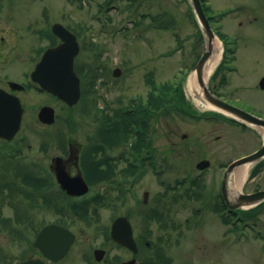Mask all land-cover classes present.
<instances>
[{"label":"rangeland","instance_id":"374dc122","mask_svg":"<svg viewBox=\"0 0 264 264\" xmlns=\"http://www.w3.org/2000/svg\"><path fill=\"white\" fill-rule=\"evenodd\" d=\"M102 3L104 8L100 6ZM117 3L115 9L105 0H0V78L10 76L20 80L30 72V66H35L45 48L52 41L58 42L51 32L54 24L80 32L83 41L76 68L80 71L81 64L87 65L97 79L88 100L72 111L61 102L54 106L59 119L72 115L77 120L83 116L85 132L81 136H85L102 113L113 115L125 106L137 107L140 101L147 104L152 92L166 100L172 93L164 97L161 86L171 83L184 93L185 99L179 106L182 111L170 100L149 119V126L157 131L155 145L161 153V165L174 166L176 170L196 169L200 161L209 160L211 168L201 180L202 186L211 184L215 189L216 174H221L231 162L255 152L263 136L250 126L238 127L227 119L222 123L218 119L205 120L203 116L195 118L211 110L198 103L188 87L191 70L207 46L189 0H117ZM205 4L214 19V30L223 35L222 41L237 45L234 61L226 64L227 69L234 67L238 72L223 69L217 74L215 70L208 81L209 88H215L228 103L264 116V91L253 90L257 78L264 75V0H205ZM123 23L129 29L121 30ZM4 36L6 40L2 41ZM217 39L223 51L224 46ZM12 58L24 63L15 61L10 66ZM115 69L122 70L120 76L114 77ZM223 75L224 84L220 80ZM34 92L25 95L27 118L46 100ZM89 99L91 103L96 100L97 108L103 112L91 107ZM155 118L158 124L153 125ZM59 126L60 122L56 127ZM169 134L177 144L173 153L166 137ZM255 169H250L242 192L264 189V165L254 175ZM209 187L201 201L186 202L174 210L173 222L163 229L173 233L169 246L178 253L191 249L193 264H264V238L243 222L238 227H232L228 221L220 222L209 209L215 199ZM190 216H194L191 224L186 220ZM257 217L264 233V211ZM7 235L1 240L4 249Z\"/></svg>","mask_w":264,"mask_h":264},{"label":"flooded vegetation","instance_id":"af4514ba","mask_svg":"<svg viewBox=\"0 0 264 264\" xmlns=\"http://www.w3.org/2000/svg\"><path fill=\"white\" fill-rule=\"evenodd\" d=\"M72 32L82 46L80 32ZM56 39L53 46L61 42ZM5 40L4 36L2 41ZM40 59L20 80L0 78V89L18 97L24 109L18 134L11 140L0 136V264H193L192 250L178 253L171 248L168 241L173 233L163 229L173 222L178 205L201 201L209 186V193L215 194L211 213L220 222L225 221L222 214L228 213L227 221L236 224L233 227L239 226L241 209L230 207L224 195L226 190L230 201L236 203L226 167L213 181L218 189L211 184L202 186L201 180L211 166L202 170L164 168L155 145V127L148 128V135L141 128L114 137L112 122L99 119L92 123L91 134L81 136L86 118L80 115L77 120L59 119L54 106L63 102L32 81ZM12 60L10 66L15 61L24 63L17 58ZM80 68L82 73L92 74L87 65L81 64ZM263 80L264 75L257 78L253 90L264 91ZM12 83L24 89L14 88ZM30 91L46 100L27 118L25 95ZM46 106L55 109L52 124L39 119ZM218 121L227 120L222 116ZM58 122L62 126L56 127ZM152 123L158 124L157 118ZM170 134L166 137L173 153L177 144ZM261 147L262 144L258 149ZM193 217L187 222L191 224ZM254 224L260 227L258 222ZM50 227L55 230L39 240L40 234ZM6 233L4 249L1 240ZM68 241L71 243L67 252L61 255L59 249Z\"/></svg>","mask_w":264,"mask_h":264},{"label":"water","instance_id":"95a60500","mask_svg":"<svg viewBox=\"0 0 264 264\" xmlns=\"http://www.w3.org/2000/svg\"><path fill=\"white\" fill-rule=\"evenodd\" d=\"M194 14L207 39L206 49L193 71L197 72L200 83L203 86V102L210 104L215 109L227 114L231 120L236 122L248 123L256 127L264 128V120L260 119L247 111L230 105L214 95L208 88V84L202 82L204 69L213 54L212 44L216 39V34L211 27L209 18L207 17L201 0H190ZM53 32L61 40V44L56 47L49 48L44 53L40 62L32 73V80L38 83L42 90H46L60 98L69 106H74L81 99V80L75 72V59L80 51V46L76 36L67 30L61 24H55ZM121 70L116 69L114 75L120 76ZM14 88L24 89V86L12 83ZM10 96V97H9ZM0 136L6 139H12L20 130L24 109L18 97L6 94L0 89ZM42 122L52 124L55 120V111L52 107H44L39 115ZM264 159V143L257 152L240 158L233 162L226 171V176H232L234 171L243 165H256ZM208 162H202L198 167L203 168ZM87 189L82 192H86ZM225 199L230 207L251 208L264 202V190L252 194L243 192H235L236 203L230 201L226 190L224 191ZM51 227L45 229L39 236V240L50 236ZM67 237L69 234L66 231ZM71 241H68L65 247L60 248V254L67 252ZM45 253L49 255L46 250ZM50 257V255H49ZM22 264H44L38 261L24 262Z\"/></svg>","mask_w":264,"mask_h":264},{"label":"trees","instance_id":"16d2710c","mask_svg":"<svg viewBox=\"0 0 264 264\" xmlns=\"http://www.w3.org/2000/svg\"><path fill=\"white\" fill-rule=\"evenodd\" d=\"M111 2H113V0H107V4L108 3L110 4ZM202 2H203L204 9L206 10L208 14V6L205 4V0H202ZM100 6L104 7L105 5L101 4ZM163 27L167 28L168 26H163ZM200 34L202 35L201 30H200ZM223 69H224V65L220 66V68L217 71V74ZM77 72L82 79L83 101L86 102L88 100V96L91 91V88L93 87L95 83V79H97V76L96 75L94 76L92 74L89 75V73H85V74L83 73L85 75L84 76L82 72H80L78 69H77ZM223 79L225 78L223 77ZM149 81L150 83L152 82L151 84H153V87H154V82L151 79ZM161 88H163L162 95H164V97H166V95H168L169 93H172L168 95L166 100L163 99V96H160V95L157 96L154 92H152L150 94L148 103L145 105L143 104L140 105L139 108L135 111L136 114L124 113V111L122 110L125 109L126 108L125 107L123 109L116 110L114 112V116H109V115L103 116L102 119L109 120L112 122L111 123L112 135L114 137L121 136V135H125L126 132H127L126 134H130L128 133V131L130 132L132 131V129L133 130L141 129L142 127L145 128L144 135H147L146 130L148 129L149 119L152 117L154 112L158 111V108H160L162 104H165L166 102H169L170 100H172L173 103H175V105L179 107V105L183 103V100L185 98H184V93L181 91L180 88H179L180 90L178 88L177 90L174 89L171 83L164 84L163 86H161ZM88 104L91 105V107L92 106L96 107V100L92 101L91 103V100L89 99ZM72 117L70 116L71 120H73ZM263 165L264 163L257 166L253 174L255 175L258 171H260ZM262 210H264V203L249 211H242L241 215L245 216L246 219L257 221L256 218L258 214L262 212Z\"/></svg>","mask_w":264,"mask_h":264},{"label":"bare ground","instance_id":"6f19581e","mask_svg":"<svg viewBox=\"0 0 264 264\" xmlns=\"http://www.w3.org/2000/svg\"><path fill=\"white\" fill-rule=\"evenodd\" d=\"M221 47L222 46L219 43L218 39H215L213 41V44H212L213 55L210 58V60L208 61L207 65L204 69L203 75H202V82L204 84L208 83L211 75L214 73V71L216 70V68L218 67V65L222 59V48ZM188 87H189L191 94L196 99V101L198 103L203 102V97H202L203 86L199 81L197 72L194 71L189 76ZM203 106H205L206 108L209 107L208 104H203ZM261 133L263 134V137H264V130L261 129ZM252 167H253L252 164H246V165H243L241 167H238L234 171V173L232 175V185H233V188L235 190H237L239 192L241 191L243 184L247 180V178L249 176L250 169Z\"/></svg>","mask_w":264,"mask_h":264}]
</instances>
